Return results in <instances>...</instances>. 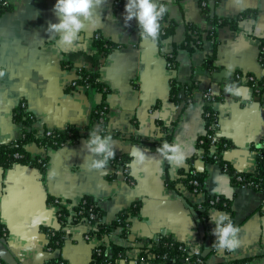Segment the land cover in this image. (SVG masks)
Masks as SVG:
<instances>
[{
  "label": "crops",
  "instance_id": "crops-1",
  "mask_svg": "<svg viewBox=\"0 0 264 264\" xmlns=\"http://www.w3.org/2000/svg\"><path fill=\"white\" fill-rule=\"evenodd\" d=\"M115 1L107 0L98 10L102 23L86 24L81 39L65 52L55 50V40L47 32L49 22H59L54 14L57 0H8L12 9L0 17V70L6 72L0 78V144L22 135L25 125L14 117L22 103L33 114L32 129L37 133L67 126L83 132L79 140L57 148L36 142L25 145L32 157L47 158L44 172L34 164L0 166V228L5 231L0 234V258L6 264H47L54 258L60 264H91L96 247L117 244L125 248V256L113 264H151L136 262L146 244L151 247L147 242L171 235L189 251H202L208 264L229 260L264 264V191L238 185L220 163L207 161L199 147L207 132L204 113L209 106L217 113L219 135L231 143L223 159L240 172L256 169L254 146L264 145V103L236 74L264 77V0H243L242 5L235 0H162L176 28L155 46L140 39L136 19L125 23L127 0H119L121 8L115 7ZM214 17L238 20L236 26L219 27L216 36L205 37L194 51L182 46L189 24L210 29ZM97 34L117 45L105 56L94 43ZM173 51L177 64L169 68L168 55ZM81 69L97 73L108 90L73 86ZM205 70H227L223 83L237 80L250 98L241 102L221 90ZM172 79L195 80L191 104H186L183 89L178 101L171 98ZM209 88L216 94L212 102L205 95ZM102 104L108 117L105 135L110 132L117 141L116 155L127 156L129 164V150L138 146L149 157L134 173L129 169L128 177L117 172L111 161L102 171L88 170L84 164L89 155L84 143L91 132L85 127ZM165 141L188 150L182 167L172 169L166 161L159 162L156 149ZM191 171L205 176L199 191L184 180ZM85 195L99 204L107 223L137 204L127 234L119 226L102 238L87 239L85 225L72 224L70 216V223L62 228L63 244L50 248L46 230L62 227L55 199L71 209ZM215 195L231 202L233 220L240 228L242 243L235 253L221 254L212 246L216 225L210 215L231 216L217 207L209 208L206 217L201 214L207 196Z\"/></svg>",
  "mask_w": 264,
  "mask_h": 264
},
{
  "label": "trees",
  "instance_id": "trees-1",
  "mask_svg": "<svg viewBox=\"0 0 264 264\" xmlns=\"http://www.w3.org/2000/svg\"><path fill=\"white\" fill-rule=\"evenodd\" d=\"M115 7L121 8L122 3L119 0L115 1ZM12 9V4L8 2V0H0V17L10 11ZM238 19H226V18H218L214 17L212 20V24L214 28L210 29H202L194 24H189L188 26V34L185 39L184 44L182 45L184 48L190 51H194L197 48H200L206 38H212L216 36L217 30L219 27L226 24H234L236 26ZM161 35L159 38V43L166 37L171 36L175 32L176 24L169 17L167 13L165 18L161 21ZM94 43L98 48L99 52L102 55H106L112 48L117 45L107 38L103 37L101 34L95 35ZM264 47V41L262 42V48ZM172 56L168 55V61L172 62L171 68H175L177 64L176 60V51H173ZM261 60L264 63V50L261 52ZM208 62V61H207ZM210 64V62L208 63ZM210 68H213V65H209ZM80 78L75 80V84L73 86H77L79 84L85 85V83H89L90 86L96 87L99 90L107 91V87L103 85L98 80L97 73H90L84 69L80 70ZM253 89V96L257 100L264 103V77L256 78L254 81L247 83ZM196 83L195 80L191 82L179 83L176 79H172L171 82V98L174 101H178L179 93L183 89L186 94V104H191L192 102V92L195 88ZM207 111H211L216 113L211 107H206L205 110V119L207 132L209 133V124L211 123V118L206 115ZM15 120L25 125L22 135L16 140L0 144V166L9 167L14 164L24 163V164H34L41 168L44 172L47 166V158L40 159V157H32L31 154L26 150L25 145L29 142H36L39 145L46 148H57L60 145L68 141H77L83 135V132L80 128L75 126H67L64 129H52L45 130L43 133H37L32 129V124L34 123L33 114L27 110V107L24 103L20 104V106L15 111ZM103 118V121H101ZM108 125V117H107V108L105 104L97 107L92 114L91 121L88 126L85 127V130L92 131L94 128L99 126L103 130V134H106V126ZM206 134L200 138L199 147H201L204 151V157L209 162H218L221 164L222 169L226 173L232 176L234 182L238 185L242 186L244 183H247V186L252 187L256 190H264V145L257 147L254 146V149L257 151V166L255 171L253 172H240L235 169L228 163L225 159H223V151L231 146L229 140L221 137L219 140V144L216 146H212L210 139ZM228 143L227 146L224 143ZM18 154V156H16ZM214 154V155H213ZM216 156V157H214ZM122 160L123 164L128 165V157L125 155H116V158L111 160V163L114 165H118V162ZM128 168V167H127ZM241 176L243 178L242 181L238 180L237 177ZM198 179L200 182V189L203 188L204 183V174L197 173L194 176L193 172H189L188 176L184 178L186 183L194 190V186L191 183L192 179ZM216 196V195H215ZM220 200L216 202L214 205L211 204V196H207L206 201L202 204L201 208L204 211H201V214L206 217L207 210L211 207H217L223 210H226L231 213V221L235 226H237L233 220V210L231 206V202L226 199L224 196L219 195ZM90 209L97 215V219L92 220V223H96L97 230L90 231L92 235L97 236L98 238H102L104 235L110 233L114 228L119 226L122 227V232L124 235L127 234L130 226V216L134 213H137V204L132 205L128 210H124L118 214L116 219L112 222L103 221L102 211L99 204L90 196L85 195L81 200L75 204L71 209L66 207L65 205H61V215H59V220L61 222V228L56 229H47L48 236V246L52 249H58L64 242V231L63 227L66 226L69 222V217L71 216L72 224H80L84 223L86 219L90 217ZM0 234H5V231H1ZM151 243V247L147 248V244L145 246V250L140 254L139 257L148 258V254L151 252L156 255V258L149 259L152 260L153 263H167V264H198L199 260L206 261L208 257L203 255L201 251L198 255H189V248L184 243L176 240L171 235H160L156 239H151L149 242ZM147 248V249H146ZM98 249H101V252L98 253L97 248L94 249L93 259L91 264H113L118 259L125 256V248L117 245L111 244L109 247L100 244ZM189 260H187V258ZM243 260H229L223 263L218 264H237L242 262ZM61 261L59 258H54L50 260L47 264H60ZM0 264H6L0 258Z\"/></svg>",
  "mask_w": 264,
  "mask_h": 264
},
{
  "label": "clouds",
  "instance_id": "clouds-1",
  "mask_svg": "<svg viewBox=\"0 0 264 264\" xmlns=\"http://www.w3.org/2000/svg\"><path fill=\"white\" fill-rule=\"evenodd\" d=\"M237 5H242L243 0H235ZM107 3V0H57L54 5V14L59 20L58 23L49 22L47 32L55 40L54 48L57 52H65L81 39L80 33L85 29L86 24L97 27L102 23L99 9ZM243 10V7L240 8ZM169 12V8L162 0H127L125 5V23L128 24L133 19L138 21L140 39L150 41L153 46L158 44L161 35V21ZM6 72L0 70V78L5 77ZM224 91L230 95L237 96L241 102L250 98L247 89L236 84H226ZM117 141L109 132L103 134V130L97 126L89 132V138L84 143V148L89 153L84 164L88 170H105L109 162L116 158ZM257 147H260L257 144ZM159 154L160 163L166 161L170 168L182 167L187 159L188 150L180 143H168L165 141L156 149ZM131 157L127 167L134 173L137 166L144 163L149 157L145 151L132 146L129 150ZM155 158V157H152ZM210 220L216 227L212 235L216 240L212 246L223 254L224 252L235 253L242 241L239 238L240 228L235 226L231 218L224 213H213Z\"/></svg>",
  "mask_w": 264,
  "mask_h": 264
},
{
  "label": "built area",
  "instance_id": "built-area-1",
  "mask_svg": "<svg viewBox=\"0 0 264 264\" xmlns=\"http://www.w3.org/2000/svg\"><path fill=\"white\" fill-rule=\"evenodd\" d=\"M206 4H207L206 1H204L203 5H206ZM211 28H214V26H211ZM263 50H264V48H263ZM170 56H172V54H170ZM168 66H169V68H171V66H172V62L171 61H168ZM80 77L81 76H79V78ZM236 77L239 80H241L242 82H245V83L254 81L257 78L256 76H254L252 74H242V73H237ZM73 83L75 84L76 82L74 81ZM85 86H90V85H89V83H85ZM205 95L207 97V100H209L211 102L216 99V94H215V92L213 91L212 88H209L206 91ZM206 115L211 118V123L209 124L210 132L209 133L207 132V136L210 139L212 146L214 147V146L219 144V140L221 138V136L218 133L219 123H218V119H217V113H213L211 111H207ZM101 121H103V118H101ZM224 145L227 146L228 143L225 142ZM16 156H18V154H16ZM214 157H216V156H214ZM122 162H123L122 160H120L118 162V165H117L118 166V170H117V172L123 174L125 177H128L129 168H127V165L123 164ZM225 171H226V169H225ZM193 174H194V176H196L197 172H193ZM127 179H129V178H127ZM237 179L240 180V181L243 180V178L241 176H238ZM191 183L194 186V190L195 191L201 190L200 189V182H199L198 179H195V178L192 179ZM244 186H247V183H244ZM210 200H211L210 203L214 205L216 202H218L220 200V196L219 195L211 196ZM54 202L58 206V216H59V215H61V212H60L61 211V201L59 199H55ZM90 211H91V213H90L89 219H86L85 222L83 223L85 225L86 229H87L86 233H85V237L87 239H91L94 236V235L91 234L90 231L97 230L96 223H92V220L97 219V215L91 209H90ZM96 248H97L98 253H100L101 249H98V247H96ZM188 253H189L190 256L191 255H198L200 253V250L199 249H193L191 251H188ZM148 258L149 259H154V258H156V255L153 254V253H149ZM189 258L190 257H188L187 260H189ZM138 261H140L142 263L147 262V263L154 264L152 262V260L145 259L144 257H138L136 262H138ZM198 264H208V263L203 261V260H199Z\"/></svg>",
  "mask_w": 264,
  "mask_h": 264
},
{
  "label": "water",
  "instance_id": "water-1",
  "mask_svg": "<svg viewBox=\"0 0 264 264\" xmlns=\"http://www.w3.org/2000/svg\"><path fill=\"white\" fill-rule=\"evenodd\" d=\"M208 75L209 77L212 78V81L214 83L220 84L221 90H224L225 88V83H223V78L227 75L228 71L227 70H221L217 72H211L210 70H205L203 71ZM233 75V74H232ZM236 82V85H239V82L237 80H233V82Z\"/></svg>",
  "mask_w": 264,
  "mask_h": 264
}]
</instances>
